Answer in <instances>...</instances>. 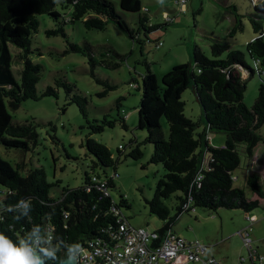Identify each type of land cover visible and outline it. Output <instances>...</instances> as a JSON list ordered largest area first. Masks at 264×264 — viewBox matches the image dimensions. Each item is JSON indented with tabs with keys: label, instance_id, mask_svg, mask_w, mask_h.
I'll use <instances>...</instances> for the list:
<instances>
[{
	"label": "trees",
	"instance_id": "trees-1",
	"mask_svg": "<svg viewBox=\"0 0 264 264\" xmlns=\"http://www.w3.org/2000/svg\"><path fill=\"white\" fill-rule=\"evenodd\" d=\"M58 3L64 14L58 10ZM259 6L264 8V0ZM260 7L256 5L257 13L250 17L256 37L247 45L249 57L254 64L259 62L260 73L254 66L248 65L245 53L231 51L230 46L215 43L212 45L211 58L196 46L194 65L175 66L163 77L162 88L146 90L145 110L141 116L148 132L146 143L154 146L150 164L162 165L166 172L156 186L153 199L147 200L151 213L166 222L162 229L157 230L160 235L173 229L182 213H192L196 208L212 212L219 209L242 210L251 214L262 207L260 200L248 199L246 189L234 186V173L241 167L240 146H244L247 157L253 159L256 147L264 141L259 134L264 126V13ZM120 8L124 12L141 13L142 0H121ZM41 15L49 16L58 25L57 29L48 31L49 36L62 35L67 38L64 27L77 22H83L88 29L105 31L110 21H113L133 38V31L116 12L110 0H0V143L7 150L26 153L39 144L34 120L15 123L9 112V108L16 111L27 100L57 98L58 89L64 88L69 105H77L84 117L88 115L87 98L75 93L76 87L65 80H56V88L49 86L44 93L38 94L37 86L43 67L33 63L29 55L32 54L31 39L38 33ZM236 17L243 18L239 15ZM147 21L144 16L139 23L145 27ZM236 24L232 36L243 30L242 21L236 19ZM67 43L66 54L77 53L88 58L91 74L95 77L94 69L100 65L95 57V47L89 41L82 44ZM10 45L23 51L18 56V60L23 63L20 82L12 70ZM109 52L118 58L123 57L114 49H109ZM226 53V58H223ZM109 66L113 69L120 67L118 64ZM243 73H247V79H243ZM254 76L260 78L261 85L255 104L248 108L244 96L247 80ZM98 82L105 84L108 90L116 89L105 81ZM189 88H192L202 106L207 121L202 133L197 132L201 124L185 115L186 105L182 95ZM158 111L163 113L169 125L168 138L162 127L153 122L152 115ZM119 121L122 128L128 130L124 118L109 120L107 117L102 121L89 122V128L92 134H100L106 128H115ZM212 132L226 136L223 146L212 145L209 140ZM134 144L131 141L132 150L126 158L141 160L144 156L141 145L137 143L134 147ZM84 146L94 157V171H106L117 166L119 160L113 159L106 145L87 139ZM120 149L119 154L122 156ZM24 171V163L14 168L0 156V232L18 243L34 227L38 228V249L53 247L57 252V259L48 260L47 264L63 263L62 258L73 244L78 243L82 247L98 238L110 242L109 231L118 227L113 208L128 207L125 199L122 205L116 204L111 193L106 197L97 190L89 174L83 186L64 188L60 198H53L50 193L55 184L49 183L44 169L34 168L26 175H23ZM108 179L110 191L115 186V180ZM261 180L260 175L253 173L248 176L246 186L264 200ZM177 194V214L170 217V209L164 201ZM22 198L32 204V210L27 215L23 214L21 208L15 207ZM185 205H189L186 211L183 210ZM49 234L52 235V241L48 240Z\"/></svg>",
	"mask_w": 264,
	"mask_h": 264
},
{
	"label": "rangeland",
	"instance_id": "rangeland-1",
	"mask_svg": "<svg viewBox=\"0 0 264 264\" xmlns=\"http://www.w3.org/2000/svg\"><path fill=\"white\" fill-rule=\"evenodd\" d=\"M110 1L133 31V38L113 21H110L105 31L88 29L83 22H77L64 27L67 38L62 35L49 36L48 31L57 29L58 25L49 16H39L40 27L38 33L32 36V54L29 55L33 63L43 67L41 81L37 86L38 94L44 93L49 86L56 88V80H65L76 87L75 93L87 98L88 115L84 117L77 105H69L64 88L58 89L57 98L27 100L16 111L9 108L15 123L34 120L39 144L25 153L15 149L7 150L0 143V156L14 168L24 163L23 175L34 168L44 169L49 183L55 184L50 196L57 199L61 197L64 188L83 186L87 174L102 178H111L117 174L115 186L110 188L113 200L118 205H122L123 199L127 201L129 206H122L121 211L135 228L155 232L162 229L166 222L151 213L147 200L153 199L156 186L166 172L162 165L150 164L154 146L146 143L148 132L141 116L145 110L146 90L162 88L163 77L175 66L194 65L196 46L211 58L212 45H228L231 51L245 53L248 65L255 67L247 52L248 43L256 37L250 17L257 13L256 5L260 7L263 0H186L185 6L181 4L182 0H142L141 13L124 12L120 8L121 0ZM57 8L65 13L60 3ZM260 10L264 8L260 7ZM144 16L148 21L142 27L139 22ZM236 19L242 21L243 30L232 36L231 32L237 25ZM67 41L77 44L89 41L95 47V57L100 64L94 69L95 77L91 74L92 67L88 58L77 53L66 54ZM109 49L116 50L123 57H116ZM10 50L13 56L12 70L20 82L23 63L18 60V56L23 51L14 45H10ZM226 56L227 53L223 58ZM109 64H118L120 67L113 69ZM98 80L116 89L108 90ZM260 81L258 76L247 80L244 103L248 108H252L258 98ZM103 93L106 94L101 97ZM182 100L186 105V117L200 123L197 132L202 133L207 121L192 88L183 93ZM106 117L109 120L124 118L128 130L123 129L119 121L115 128H106L103 133L92 134L89 122L102 121ZM152 119L162 127L168 138L169 125L163 113L158 111L152 115ZM259 134L264 140V126ZM225 137L216 132L209 134L213 146L214 142L215 145L224 143ZM87 139L106 145L113 159L119 160L117 166L106 171H94V157L84 146ZM131 141L135 142L134 147L137 143L141 145L144 154L141 160L126 158L132 150ZM120 147H123L120 149L122 156L119 154ZM261 148L264 150V142H261ZM239 154L241 167L234 173L239 180L234 181V186L246 189L249 200L255 195L262 205L251 213L258 216L251 234L256 247V243L259 245L263 241L260 238H264V200L248 190L243 179L247 170L251 171L250 167L255 165L261 166V161L253 162L249 159L244 146H240ZM178 195L164 201L170 209V217L177 214ZM247 215L242 210L219 209L212 212L196 208L192 213H182L173 225V230L189 242L209 247L208 255L222 263L235 264L241 255L248 253L239 236V232L249 225ZM263 250L264 247H261L260 253L264 254Z\"/></svg>",
	"mask_w": 264,
	"mask_h": 264
},
{
	"label": "built area",
	"instance_id": "built-area-1",
	"mask_svg": "<svg viewBox=\"0 0 264 264\" xmlns=\"http://www.w3.org/2000/svg\"><path fill=\"white\" fill-rule=\"evenodd\" d=\"M186 3V0L181 1L183 6ZM255 68L257 73H260L259 62H256ZM245 76L248 78L247 73H243V79ZM117 176L115 174L111 179L115 180ZM91 179L98 191L106 197L110 196L108 178L92 174ZM188 209L189 205L183 206L184 211ZM113 211L118 227L109 231L110 242L100 238L87 242L81 247L83 251L80 255L75 257L79 264H224L208 255L209 247L187 241L178 236L172 228L166 230L163 235L157 231L135 228L121 209L113 208ZM248 220L254 222L252 218ZM251 233V226L239 232L248 253L241 255L235 264H264V254L255 247ZM48 240L52 241L51 234L48 235Z\"/></svg>",
	"mask_w": 264,
	"mask_h": 264
},
{
	"label": "clouds",
	"instance_id": "clouds-1",
	"mask_svg": "<svg viewBox=\"0 0 264 264\" xmlns=\"http://www.w3.org/2000/svg\"><path fill=\"white\" fill-rule=\"evenodd\" d=\"M21 208L24 215H27L32 210V204L22 198L15 205ZM38 228L34 227L24 238L18 243L14 242L3 232H0V264H47L48 260H56L57 252L53 247H45L38 249ZM37 251L42 253V256L37 255ZM81 245L76 243L69 247L68 253H65L64 264L66 260L78 257L82 252Z\"/></svg>",
	"mask_w": 264,
	"mask_h": 264
},
{
	"label": "crops",
	"instance_id": "crops-1",
	"mask_svg": "<svg viewBox=\"0 0 264 264\" xmlns=\"http://www.w3.org/2000/svg\"><path fill=\"white\" fill-rule=\"evenodd\" d=\"M259 1H261V0H259ZM263 13H264V10H263ZM165 14H167V13H165ZM245 79H247L246 78V76H245ZM264 142V141H263ZM214 145H215V142H214ZM224 145V143H221V144H218V145H215V146H223ZM253 160V162H255V161H261V166H257V165H255V166H252V167H250V169H251V171L250 170H247V175H246V177L243 179V180H245L244 181V186L245 187H247L246 186V181H247V178H248V176L249 175H251V173L253 174V173H255V174H258V175H260L261 176V181H262V185H263V187H264V150H262V148H261V143H259V145L256 147V149H255V154H254V158L252 159ZM251 172V173H250ZM235 180H239V178L237 177V176H235ZM234 180V181H235ZM251 200H256V196L255 195H253L252 197H251ZM263 210H264V205H263ZM250 218H252V221H254L253 223H251V221H249L248 219H250ZM246 220L248 221V226H251V228H252V230H253V225L256 223V222H258V216H256L255 214H248L247 215V217H246ZM247 226V227H248ZM246 228V227H245ZM174 231V230H173ZM175 232V231H174ZM252 234V233H251ZM252 236V235H251ZM181 237V236H180ZM183 238V237H182ZM185 239V238H184ZM260 239H263V241H264V238H260ZM263 241L261 242V243H259V245H258V243H256V248L258 249V251L260 252V250H261V247H264L263 246ZM263 252H264V250H263ZM220 261V260H219ZM221 262V261H220ZM222 263V262H221ZM246 263H249V262H246ZM250 264V263H249Z\"/></svg>",
	"mask_w": 264,
	"mask_h": 264
},
{
	"label": "water",
	"instance_id": "water-1",
	"mask_svg": "<svg viewBox=\"0 0 264 264\" xmlns=\"http://www.w3.org/2000/svg\"><path fill=\"white\" fill-rule=\"evenodd\" d=\"M37 255L38 256H42V253H40L39 251H37ZM61 264H64V262L61 263ZM65 264H79V263L77 262V259H75V257H74L73 259L66 260L65 261Z\"/></svg>",
	"mask_w": 264,
	"mask_h": 264
}]
</instances>
